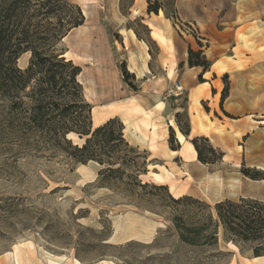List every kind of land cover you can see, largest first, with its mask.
<instances>
[{"label":"rangeland","instance_id":"1","mask_svg":"<svg viewBox=\"0 0 264 264\" xmlns=\"http://www.w3.org/2000/svg\"><path fill=\"white\" fill-rule=\"evenodd\" d=\"M24 1H29L26 4L28 10L16 36L26 41L21 49L32 47L45 54H66L61 21L66 19L67 11L58 9L54 16H38L39 10L47 11L42 9L46 0L40 4L39 0ZM10 3L0 0V11ZM70 3L80 6L90 17H97L98 20L90 18L91 23L96 25L101 21L110 34L115 32L118 42H121L119 33L124 28H131L141 39H148V28L142 21L149 20V4L162 6L161 0H70ZM151 46V55L155 59L158 49ZM76 57L79 61L84 59ZM31 58L30 51L23 54L16 63L17 68L26 70ZM71 58L72 55L69 61ZM85 61L87 63V58ZM120 73L123 76L122 69ZM80 81L84 79L80 78ZM131 83L139 88L136 79H131ZM1 85L0 261L5 260V254L12 252L15 246L24 245L33 254L27 264H50V261L76 264V260L81 264H102L104 261L113 264H252L255 244L232 241L217 222L215 206L220 202L210 204L181 194L189 183L182 177L179 161L161 164L157 159L164 154L161 144H156V149L149 152L135 142L140 140L134 135L144 138L146 129V126L140 127L142 121L138 116H148L137 112L131 120L129 112L119 104L113 108L121 118L98 123L97 112L102 116L108 108L103 107V103L86 99L93 108V129L111 119L128 122V130L123 123L125 138L139 151V163H145V173L139 179L143 184L168 188L167 191L148 189V194L153 196L144 194L128 179L103 182L99 175L103 167L99 164H76L60 149L47 145L31 131V87L16 92L6 88L3 82ZM185 121L184 118L183 123ZM69 139L76 145L83 144L75 134L69 135ZM222 163L215 164L210 171L235 173ZM244 166L250 169V176H258L264 171L248 166L244 160L236 172L240 175L231 174L230 177L243 176L255 181L242 173ZM169 195L174 199L190 197L201 204H174L168 199ZM210 214L215 223L208 231L217 233V241H206L203 238L206 234H203L198 245L183 243L173 219L180 217L181 224L193 227L203 225Z\"/></svg>","mask_w":264,"mask_h":264},{"label":"crops","instance_id":"2","mask_svg":"<svg viewBox=\"0 0 264 264\" xmlns=\"http://www.w3.org/2000/svg\"><path fill=\"white\" fill-rule=\"evenodd\" d=\"M161 3L157 15L148 14L149 20L142 21L148 28L146 40L139 39L131 28H124L118 42L115 32L110 34L101 21L93 25L91 19L97 17L85 11V24L64 38L66 54L72 55V62L82 68L79 79H84L80 83L85 88V98L108 108L102 116L97 112V122L120 117L113 108L119 104L129 112L131 120L137 112L148 116H138L140 127L146 129L144 138L134 135L140 140L135 142L149 152L161 144L164 154L157 157L161 164L179 161L182 177L189 183L181 194L210 204L239 198L264 202V180L230 177L240 175L236 172L244 160L248 166L264 170V0ZM173 18L192 27L196 36L179 33ZM152 44L158 49L155 59ZM189 48L204 52L211 65L208 72L189 67ZM76 56L83 57V61ZM123 63L139 83L138 91L125 83L120 73ZM200 76L205 83L199 82ZM225 76L229 78L230 92L221 107ZM177 86H182L183 91L177 92ZM177 114L187 115L190 137L180 132ZM123 123L128 130V122L123 119ZM169 128L175 131L181 145L177 152L169 149ZM197 137L208 138L214 148L222 151V165L235 173L210 171L201 164L191 143ZM156 177L161 179L158 174ZM251 261L264 264V257Z\"/></svg>","mask_w":264,"mask_h":264},{"label":"trees","instance_id":"3","mask_svg":"<svg viewBox=\"0 0 264 264\" xmlns=\"http://www.w3.org/2000/svg\"><path fill=\"white\" fill-rule=\"evenodd\" d=\"M9 1L12 3L0 11V89L2 82L6 88L16 92H22L31 87V131L47 145L60 149L76 164L86 165L90 162L99 164L103 167L99 173L103 182L128 179L134 186L143 190L144 194L152 196L153 194H148V189L167 191V187L143 184L139 179L140 175L145 173V163H139L141 155L126 140L125 126L119 119H111L104 125L93 129V108L86 101L83 86L79 82L81 67L72 61H67L63 56L65 53L45 54L32 47L21 49L26 41L16 36L24 22V16L28 10L26 4L29 1ZM41 1H38L39 4ZM59 4L62 5L59 7ZM161 8L158 4L155 7L149 4L148 13L157 15ZM42 9H47V11L43 13L39 10L38 16H54L58 9L62 12L67 11L66 19L61 21V26L64 28L62 39L86 22L83 9L70 3V0H46ZM136 35L141 39L138 33ZM198 44L201 48L203 47L200 42ZM29 51L32 53L30 65L22 71L17 68L16 63L23 54ZM188 65L190 68H202L204 73L208 72L211 67L202 50L194 51L191 48L188 50ZM121 69L125 83L134 91H138V88L131 83V79L136 78L129 73L125 63L122 64ZM223 81L225 87L221 107L230 92L228 76H225ZM199 82H206L203 76L199 77ZM184 118L185 123H183ZM176 123L185 137L191 136V125L187 115L177 114ZM71 134L77 135L83 144H74L69 139ZM191 143L197 153V160L201 164L211 168L223 162L224 153L214 148L208 138H193ZM169 145L174 152L181 149L172 128L169 129ZM249 170L244 166L242 173L255 181L264 180V176H261L264 171L258 176H250ZM168 199L174 204L184 202L201 204L200 201L190 197L174 199L169 195ZM215 210L217 222L222 225L225 234L232 241L255 244L253 249L255 258L264 257V202L247 198H240L237 202L226 200L216 204ZM180 220V217H175L173 223L183 243L198 245L203 234H206L203 237L204 240L213 243L217 241V233L208 231L215 223L213 215H208L203 225L193 227L181 224Z\"/></svg>","mask_w":264,"mask_h":264},{"label":"bare ground","instance_id":"4","mask_svg":"<svg viewBox=\"0 0 264 264\" xmlns=\"http://www.w3.org/2000/svg\"><path fill=\"white\" fill-rule=\"evenodd\" d=\"M90 5V4H89ZM85 5V6H89ZM65 58H68L69 61L70 55L64 54ZM96 165V164H95ZM27 247L22 246H15L14 250L10 253L5 254V264H10V262H13V264H27L32 259V252L30 250L26 249ZM76 264H81L79 261H75ZM50 264H59L53 261H50ZM102 264H113L112 262L104 261Z\"/></svg>","mask_w":264,"mask_h":264},{"label":"built area","instance_id":"5","mask_svg":"<svg viewBox=\"0 0 264 264\" xmlns=\"http://www.w3.org/2000/svg\"><path fill=\"white\" fill-rule=\"evenodd\" d=\"M173 23H174L177 31L179 33H181L182 35H195L196 36V32L192 27L183 26L181 23H179V21L176 18H173ZM176 90H177V92H182L183 87L177 86Z\"/></svg>","mask_w":264,"mask_h":264}]
</instances>
